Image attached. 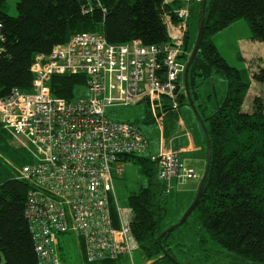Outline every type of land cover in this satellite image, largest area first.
Masks as SVG:
<instances>
[{"label":"trees","instance_id":"16d2710c","mask_svg":"<svg viewBox=\"0 0 264 264\" xmlns=\"http://www.w3.org/2000/svg\"><path fill=\"white\" fill-rule=\"evenodd\" d=\"M7 2L0 0V23L6 37L0 42L5 48L0 53V97L13 88L31 90L36 54L50 53L56 44L66 43L78 32L101 31L118 44L134 39L145 44L166 43L170 35L163 13L183 5H165L163 0H17V15H10ZM84 6L89 12H83ZM190 8L186 62L197 42L203 0L191 3ZM241 19L249 21L252 39L264 42V0H207L204 32L188 81L210 136L211 166L198 203L185 222L161 242L159 236L166 230L163 221L171 203L176 204L181 197L170 201L172 192L167 193L166 184L158 178L154 156H128L146 177V184L129 195L128 205L134 211L132 230L139 249L152 264H184L173 254L172 246L175 230L186 225L204 256L222 248L243 264H264V93L253 97L250 110L246 109L252 81L264 85V65L258 64L251 72L252 79L245 77L222 55L213 38ZM86 83L83 73L56 74L50 81L51 92L71 100ZM184 104L190 105L186 91L180 95L178 109L167 110L164 121L171 119L176 128ZM11 139L0 121V256L3 264H37L25 214L31 184L18 178L16 171L33 158ZM204 145L207 165L206 139ZM82 256L83 264H120L123 258L88 262Z\"/></svg>","mask_w":264,"mask_h":264},{"label":"built area","instance_id":"2783aa9c","mask_svg":"<svg viewBox=\"0 0 264 264\" xmlns=\"http://www.w3.org/2000/svg\"><path fill=\"white\" fill-rule=\"evenodd\" d=\"M199 1L163 0L165 5L183 3L163 13L170 35L166 43L134 39L118 44L101 31L75 33L50 53L36 54L31 90L13 88L0 97V121L12 144L33 158L16 171L31 184L25 214L37 264H63L61 233L79 237L88 262L133 256L140 248L132 230L133 208L119 205L115 178L123 176L130 154L147 150L148 141L138 124L113 119L109 108L144 104L163 130L167 110L178 109L185 91L187 62L181 58L189 54L191 3ZM2 27L0 42H5ZM4 50L0 44V53ZM78 73L87 76V98L52 94L53 75ZM178 122L184 126L182 118ZM153 158L167 193L173 179L183 183L197 177L178 149L162 145Z\"/></svg>","mask_w":264,"mask_h":264},{"label":"rangeland","instance_id":"374dc122","mask_svg":"<svg viewBox=\"0 0 264 264\" xmlns=\"http://www.w3.org/2000/svg\"><path fill=\"white\" fill-rule=\"evenodd\" d=\"M16 2L17 0H8L7 2L8 13L10 15H17ZM237 22L238 23L232 25L230 29L223 31L221 36L217 33L216 35L218 36L215 37L214 40L220 52L227 59V61L232 66L240 69L244 75H246L245 77H250L249 69H254L255 67H250V62L245 58L248 57V52L244 47V43L248 40V38L251 39L252 30L247 19H241ZM259 55H261L263 59L258 61L264 64V54L260 53ZM259 55H257V57ZM184 60L185 57H182L181 61L184 62ZM253 90V93H255L254 95H263L264 85L256 83ZM254 95L253 97H255ZM88 96L89 92L87 87L82 86L76 90L77 98H87ZM183 106L190 115L194 114L192 113V108L190 105L184 104ZM251 106L252 101H249L248 107L246 106L247 110H250ZM109 114L113 119L137 122V124L140 125L142 130L150 139L151 146L159 144L161 131L155 120L148 113L146 105L132 104L128 106H113L109 108ZM140 154L148 156L150 153L145 151ZM198 172L200 173V176L204 173L202 170H200V168L198 169ZM200 181V177L194 178L192 181L187 180V182L185 181L182 183L183 185L181 186V189L188 192L189 188H198ZM144 184H146V177L140 174L138 165L134 162H129L125 166L123 176L120 177V179L117 178L115 184L119 205L121 207L127 206L130 193L138 191L139 188ZM171 192V202L176 196L182 197L187 194L181 190L175 189L174 187ZM171 205L172 206L170 207L168 214L162 224L163 228L166 229L177 224L184 214L182 212L181 215L180 208L175 209L176 206H173V203H171ZM189 228L190 226L186 225L175 230V242L172 246L173 254L184 264H243L241 260L229 254L222 248H219V252H212V254H210L208 257L204 256L205 253L201 252L197 246L195 234L192 231H189ZM58 238L60 240V247H62L64 253L63 264H83L84 260L82 254L80 253V250L82 252V247L79 243V237L74 233H63L59 234ZM58 252L60 254V248ZM3 262L4 258L1 257L0 264H3ZM120 264H149V261L146 260L142 251L137 249L133 253V256L124 255Z\"/></svg>","mask_w":264,"mask_h":264},{"label":"crops","instance_id":"0c3cea01","mask_svg":"<svg viewBox=\"0 0 264 264\" xmlns=\"http://www.w3.org/2000/svg\"><path fill=\"white\" fill-rule=\"evenodd\" d=\"M235 23H238V22H235ZM234 24H232V25H234ZM232 25H230L229 27L218 32V35L221 36L223 31L230 29V27H232ZM216 34L213 36L214 39H215V37L218 36ZM244 47L246 48V51L248 52V57H245V58L248 59V61L250 62L249 66L255 67L254 69H250V77H251L252 70H255L256 67L258 66V64H263V63H260L258 60L263 59L262 56L259 54L260 53L264 54V50H263L264 49L263 48L264 42L253 40L251 37V39L248 38V40L245 41ZM257 55H259V56L257 57ZM255 64H257V65H255ZM251 79H252V77H251ZM252 82H253L252 88L250 89V92H249L248 97H247L248 101H252L253 95L255 94V93H253L254 92L253 89H254L255 84L257 82H255V81H252ZM254 96H256V95H254ZM246 106L248 107V104ZM184 108H185L184 106L180 108V115H179V118H182L184 121V126H181L179 124V122H177L176 128H174L173 124H172L173 122L169 118L165 119L163 130H161L157 124V126L159 127V129L161 131V137H160V141H159L158 145L151 146L150 139L145 134L147 141H148V146H147L146 151L150 153L148 156H157L162 145L166 148L178 149V150H180L181 160L185 164L192 166L195 169L196 173L198 174V177H196V178H199V177L202 178L204 173H203V175L200 176L198 169L200 168V170H202V172H205V169H206V151H205V145H204L205 135H204V132H202V130H203L202 126H201L200 122L197 120L195 114H193L194 116L190 115L189 112ZM192 113H194V112L192 111ZM129 162H131V161H128L126 163V165ZM117 178L120 179V177H116L115 178V184H116ZM192 180L193 179H191L190 181H192ZM172 185L175 189L181 190L182 192L187 193L186 195L181 197L179 202H177L176 204L173 205V206H176L175 209L180 208V214L182 215V212L187 208L188 203L194 197L198 188L197 187L189 188V191L186 192V191L181 189V186L183 184L177 178L172 180ZM198 187H199V185H198ZM80 253L82 254L81 250H80Z\"/></svg>","mask_w":264,"mask_h":264},{"label":"water","instance_id":"95a60500","mask_svg":"<svg viewBox=\"0 0 264 264\" xmlns=\"http://www.w3.org/2000/svg\"><path fill=\"white\" fill-rule=\"evenodd\" d=\"M206 5H207V0H203V8H202V14L203 17L201 18L200 21V27H199V32H198V36H197V42L195 44V47L193 49V52L190 56V59L188 60L186 67H185V75H184V81H185V91L190 103V106L196 116V118L198 119V121L201 123L202 129L204 131V135H205V139H206V143H207V165H206V169L204 172V175L201 178L198 190H197V194L193 200V202L191 203V205L187 208V210L184 212L183 216L181 217L180 221H178L177 224L170 226L169 228H167L164 232H162L159 236V241L161 242L162 238L168 234L169 232L173 231L176 227L181 226L185 220L187 219V217L190 215V213L192 212V210L194 209V207L196 206V204L199 201V198L201 197L203 188H204V184L207 180L208 174H209V170H210V166H211V140H210V136L207 130V127L196 107V104L194 102V100L192 99L191 96V92H190V88H189V81H188V73H189V69L191 64L193 63L195 56L197 55L198 51H199V44L200 41L202 39V35L204 32V24H205V13H206ZM164 251L170 256L171 254H169L165 249ZM173 258V257H172ZM0 260H1V256H0ZM178 264H181L179 261H177Z\"/></svg>","mask_w":264,"mask_h":264},{"label":"bare ground","instance_id":"6f19581e","mask_svg":"<svg viewBox=\"0 0 264 264\" xmlns=\"http://www.w3.org/2000/svg\"><path fill=\"white\" fill-rule=\"evenodd\" d=\"M176 3V2H175ZM126 165V164H125Z\"/></svg>","mask_w":264,"mask_h":264}]
</instances>
